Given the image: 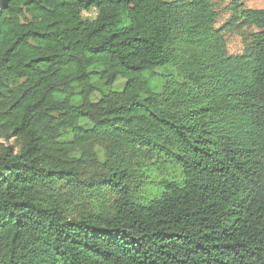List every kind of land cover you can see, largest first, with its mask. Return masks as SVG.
<instances>
[{
  "label": "trees",
  "instance_id": "obj_1",
  "mask_svg": "<svg viewBox=\"0 0 264 264\" xmlns=\"http://www.w3.org/2000/svg\"><path fill=\"white\" fill-rule=\"evenodd\" d=\"M243 1L217 27L215 0H0V138L21 143L0 145V264H264V8ZM237 25L257 31L234 55Z\"/></svg>",
  "mask_w": 264,
  "mask_h": 264
},
{
  "label": "rangeland",
  "instance_id": "obj_2",
  "mask_svg": "<svg viewBox=\"0 0 264 264\" xmlns=\"http://www.w3.org/2000/svg\"><path fill=\"white\" fill-rule=\"evenodd\" d=\"M215 7L218 11V19L216 26L221 27L223 26L226 22H228L232 16L234 15V11L232 10V4L231 0H215ZM244 6L246 8H264V0H244L243 1ZM96 16V10H91L84 12V17L88 19H94ZM257 31L256 27L253 25H237L233 27V29L226 30L225 31V38L227 41V48L228 52L230 54H242L246 44L249 42V39L251 38V33ZM165 70L163 69H156L154 71V78H153V83L155 84L160 78L159 75L160 73L164 72ZM126 85V79L123 77H118L115 83L112 85L111 90L116 91V92H121ZM102 97L100 91H96L92 94L91 99L92 101H98ZM82 127L84 129H89L92 128L93 124L86 119H81L80 121ZM62 140L71 142L73 141V137L68 134L62 137ZM10 145L14 147L16 150H19L21 147V143L14 137L10 141H6L4 138H0V145ZM93 147L94 152L100 162H103L105 160L106 156V146L105 144L101 142H93L90 145ZM72 157L74 158H79L80 156L83 155L81 150H75L71 153ZM179 170L176 166L172 164H163L158 167V169H154L153 171V176L155 179L160 178L163 175L167 174H176L178 175ZM157 177V178H156ZM152 190V189H150ZM70 201V207H71V212L73 214H79L82 212H89L97 208H101V201H96L93 199L86 200V199H80L77 201H74V199H68Z\"/></svg>",
  "mask_w": 264,
  "mask_h": 264
}]
</instances>
